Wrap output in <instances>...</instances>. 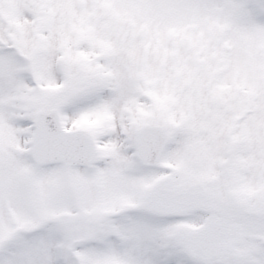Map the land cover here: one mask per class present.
Returning <instances> with one entry per match:
<instances>
[{
	"label": "snow or ice",
	"instance_id": "6c2138e0",
	"mask_svg": "<svg viewBox=\"0 0 264 264\" xmlns=\"http://www.w3.org/2000/svg\"><path fill=\"white\" fill-rule=\"evenodd\" d=\"M0 264H264V0H0Z\"/></svg>",
	"mask_w": 264,
	"mask_h": 264
}]
</instances>
